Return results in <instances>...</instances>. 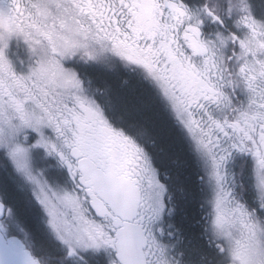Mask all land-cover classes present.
<instances>
[{
  "label": "snow or ice",
  "instance_id": "6c2138e0",
  "mask_svg": "<svg viewBox=\"0 0 264 264\" xmlns=\"http://www.w3.org/2000/svg\"><path fill=\"white\" fill-rule=\"evenodd\" d=\"M0 264H264V0H0Z\"/></svg>",
  "mask_w": 264,
  "mask_h": 264
}]
</instances>
